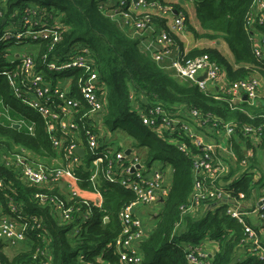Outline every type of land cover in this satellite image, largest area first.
Returning a JSON list of instances; mask_svg holds the SVG:
<instances>
[{
	"label": "built area",
	"instance_id": "1",
	"mask_svg": "<svg viewBox=\"0 0 264 264\" xmlns=\"http://www.w3.org/2000/svg\"><path fill=\"white\" fill-rule=\"evenodd\" d=\"M99 9L112 21L121 18L135 35L156 33L154 40L161 46V53L169 52L173 42L170 33L178 35L185 31L184 14L164 1L103 0ZM55 15L46 7L32 4H25L21 10L16 7L6 15L0 0V46L3 47L0 49V129L16 126L15 131H24L33 138L37 117L56 154L50 162H42L32 151L0 134V165L13 171L15 179L23 185L36 189L33 200L47 206L57 222L71 226L74 235L89 221L94 208L102 210L103 184L131 193L134 199L118 212L121 231L108 247L115 251L119 264H142L138 246L149 231L143 218L151 221L155 217L168 194L169 173L162 165H148L129 146H112L109 135L97 129V125L102 126L106 109V86L99 79L96 56L80 43L68 50L61 49L67 27L61 23V16ZM154 18L166 20L167 30L156 28ZM254 25L261 27L260 30ZM244 29L251 39L256 38L252 40L251 53L264 66V0H251ZM161 53L155 51L153 61L162 60ZM171 69L205 93L214 88L220 73L207 55L188 58L183 54L171 62ZM202 75L205 78L198 82ZM2 88L6 90L4 95ZM258 90L256 78L225 86L230 103L241 101L244 96L253 102ZM134 109L144 126L160 137L167 134L171 144L191 162L193 188L188 201L179 208L180 216L208 201L212 202V208L225 203L226 215L241 226L237 261L245 253L264 262V243L259 234L264 236V197L252 202L241 192L235 195L232 190H226L221 181L226 165L218 158V143L204 141L197 131V127H203L204 131L211 134L213 131L222 138L240 134L259 139L264 136V123L258 126L224 123L210 114L201 116L196 109L166 110L158 104ZM77 149L84 152L81 158ZM2 184L0 178V187ZM103 221L108 218L104 216ZM29 234L34 237L35 249L26 264H49L51 240L42 220L36 215H25L10 198L5 204L0 202L2 251L24 245ZM208 243L215 245L203 242L184 246L187 264H211L212 252L206 250ZM79 262L106 264L100 257L86 261L79 256Z\"/></svg>",
	"mask_w": 264,
	"mask_h": 264
},
{
	"label": "trees",
	"instance_id": "2",
	"mask_svg": "<svg viewBox=\"0 0 264 264\" xmlns=\"http://www.w3.org/2000/svg\"><path fill=\"white\" fill-rule=\"evenodd\" d=\"M102 1L3 0V5L6 15L16 7L21 10L25 4H32L48 8L55 17V14L61 16L60 21L67 30L60 48L68 50L74 44L80 43L89 47L96 56L99 79L106 86V109L102 121L106 135L121 132L130 139L129 147L135 151L140 150L144 162L148 165H162V169L168 171V194L151 220L147 237L138 246L142 264H187L183 247L203 242L215 244L210 255L211 264H264L256 257L246 254L241 261H237L236 245L242 237L241 226L226 215L225 203L212 208V202L208 201L180 216L179 208L188 201L193 188L191 162L171 144L167 134L160 137L144 126L134 105L144 108L158 104L166 110L196 109L201 116L210 114L218 121L242 125L258 126L264 123V118L251 119L239 111L233 112L229 108L230 104L216 100L212 92L205 93L195 83L162 70L152 58L140 51L137 39L126 35L114 21L100 11L99 5ZM160 1L184 14L186 32L190 31L198 38L207 39L220 35L227 44L236 67L234 69L223 57L210 49L192 50L186 54L188 58L207 55L224 73L228 85L254 78L252 73L264 76V66L251 53V35L244 29L251 0ZM180 1L192 4L201 29L209 33L200 35L189 26L187 14ZM153 23L156 28L167 30L166 20L154 18ZM254 27L258 31L261 28L257 25ZM170 37L172 41L177 39V35L173 33H170ZM1 92L6 94L4 88ZM221 97L228 101L225 93ZM34 120L36 126L33 138L24 131L18 133L14 129H0V134L23 145L42 162H50L56 154L45 134L42 121L37 117ZM0 178L3 180L0 202L5 204L10 198L25 215H36L42 220L51 240L49 264H81L79 256H83L86 261H96L100 257L102 263L119 264L115 251L108 245L121 231L118 212L134 199L131 193L117 186L103 184L102 210L94 208L89 221L82 224L79 233L74 235L71 233V226L57 222L49 214L47 206L33 200L36 189L16 180L13 171L0 165ZM251 182L250 176L242 175L239 180L226 187V190H232L235 195L241 192L247 199H252L254 185ZM104 216L108 221H103ZM143 220L149 222L146 218ZM34 249V237L29 234L20 252L12 258H8L0 248V264H26Z\"/></svg>",
	"mask_w": 264,
	"mask_h": 264
},
{
	"label": "crops",
	"instance_id": "3",
	"mask_svg": "<svg viewBox=\"0 0 264 264\" xmlns=\"http://www.w3.org/2000/svg\"><path fill=\"white\" fill-rule=\"evenodd\" d=\"M186 4L188 5L186 6ZM181 5L184 7V11L186 12V14H188L187 12H189V7L191 6L192 13L188 14L187 16L189 20V26L200 35L209 33L201 29L200 24L196 18L195 9L192 4L185 3L184 5ZM114 22L126 35L138 40L139 49L143 54L149 56L150 58H153L155 51L161 53V46H159L154 40V38L157 37L156 33L147 31L140 35H135L133 34V31L131 29L127 28L124 25L121 18H117ZM193 34L194 33L190 31H184V33L178 34L177 39L174 40L173 44L170 46L169 52L161 53L162 60L156 62L162 70L167 71L173 76L180 78L176 75L173 69H171V62L177 57L179 58L183 54H188L192 50L202 49L214 50L221 57H223L230 66L235 69L236 65L234 63L233 56L231 55L227 44L220 35L216 36L214 39H207L198 38ZM255 39L256 38H252V40ZM251 75H253V77L256 78L259 82L258 95L253 100V102H250L248 100L245 101L243 100V98L241 99V101H235L233 103L224 100L221 97V94L225 93V86L228 85V81L221 70L214 88L209 92H212L216 100L224 101L227 103V105L230 104L229 106L231 107L229 108L233 112L239 111L243 115L251 119L254 117L264 118V76L260 75L259 73H252ZM138 107H140V105H134V108ZM179 109L182 112H187L184 109ZM197 131L202 135L204 141L218 143V158L222 163L226 165V174L222 179V186L229 187L230 185H232V183L239 180L242 175H248L251 177V183L254 185H252V200H254L252 202H255L256 199L258 201L260 198L264 197V137H261L259 139H244L239 134H234L231 137L222 138L221 135H218L213 131L212 134L210 132L204 131L203 127H197ZM259 187L260 190L257 194L255 190ZM143 224L146 227H151L152 223L151 221L146 223V220H143ZM259 234L262 242L264 243L263 234L261 232ZM22 247L23 244L19 245V247L15 249H3V252L8 258H12L14 255L20 252ZM213 249L214 247L211 244L206 245L207 252H212ZM12 250L14 253H12L9 257L6 252H11ZM244 254L239 255V258L243 259Z\"/></svg>",
	"mask_w": 264,
	"mask_h": 264
},
{
	"label": "rangeland",
	"instance_id": "4",
	"mask_svg": "<svg viewBox=\"0 0 264 264\" xmlns=\"http://www.w3.org/2000/svg\"><path fill=\"white\" fill-rule=\"evenodd\" d=\"M188 4H186V6H187ZM186 10V9H185ZM186 13V12H185ZM188 14H191L192 13V9H191V6L189 7V12H187ZM188 14H187V16H188ZM97 129H99V130H101V131H103L104 132V130L102 129V126L101 125H97ZM108 141L111 143V145L112 146H118V145H121V146H123V147H128V146H130V139L126 136V135H124V134H122L121 132H119V131H117V132H115L114 134H109V136H108ZM137 151V153L140 155V156H142L141 155V153H140V150L139 149H137L136 150ZM142 153H143V150H142ZM17 180V179H16ZM259 190H260V187L259 188H257L255 191L257 192V194L259 193ZM149 209V208H148ZM152 210H154V208L152 209ZM19 247V246H18ZM17 247V248H18ZM12 253H14L13 252V250L11 251V252H6V254L10 257L11 256V254Z\"/></svg>",
	"mask_w": 264,
	"mask_h": 264
},
{
	"label": "water",
	"instance_id": "5",
	"mask_svg": "<svg viewBox=\"0 0 264 264\" xmlns=\"http://www.w3.org/2000/svg\"><path fill=\"white\" fill-rule=\"evenodd\" d=\"M180 3H181V4H184L183 1H180ZM174 14H176V11H174ZM4 21H5V20H3L2 23H3ZM204 78H205V75H202V76H200V77L197 78V81H198V82H199V81H202ZM243 100L246 101V97H245V96L243 97ZM14 129H16V126H14ZM76 153H77V155H78L80 158H81V157L83 156V154H84V152H83L82 149H77V150H76ZM128 153H129V150L126 151L125 154H128ZM161 202H162V200H161Z\"/></svg>",
	"mask_w": 264,
	"mask_h": 264
}]
</instances>
